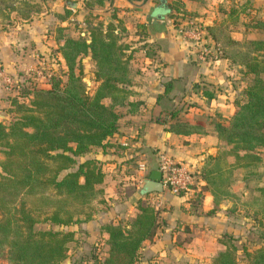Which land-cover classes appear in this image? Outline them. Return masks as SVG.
<instances>
[{
	"label": "trees",
	"instance_id": "trees-1",
	"mask_svg": "<svg viewBox=\"0 0 264 264\" xmlns=\"http://www.w3.org/2000/svg\"><path fill=\"white\" fill-rule=\"evenodd\" d=\"M95 1L103 2L84 3L90 8ZM11 2V9L24 17L41 6L39 0ZM169 6L179 10L180 3L174 1ZM241 6L232 7L227 18L206 25L220 48V56L244 64L251 76L234 113L227 121L214 123L220 140L217 154L207 155L203 165L193 169L195 180L189 188L194 190L202 178L207 185L202 189L209 187L216 203L229 194L234 169L246 168V173L252 174L264 149V38L231 37ZM85 20V35H67L46 54L65 65L60 67L61 73L53 70L45 85L13 95V116L0 120V254H6L8 264H58L67 254L74 231L37 230L34 224L44 220L58 225L87 221L107 201L102 161L95 156L77 162L76 156L93 147L114 144L109 139L118 128V107L128 105L133 109L136 102L130 99L132 74L130 54L125 53L128 45L121 41L125 31L122 19L112 14L111 19L104 20L90 10ZM253 25L264 28V21L259 19ZM86 54L94 62V79L98 80L93 93L82 81V59ZM169 129L190 132L199 127L176 122ZM229 156L233 161H228ZM187 190L178 195L188 196L195 204L198 200L194 201ZM253 200L258 206L256 213L262 214L257 221L264 226V185L257 187ZM135 209L128 221L112 220L100 225L106 254L102 260L86 264L135 263L144 241L151 240L160 225L159 209L154 205L140 198ZM221 235L223 247L211 255V264H241L232 243L234 235ZM246 253L250 255L246 264H264V244Z\"/></svg>",
	"mask_w": 264,
	"mask_h": 264
},
{
	"label": "crops",
	"instance_id": "crops-1",
	"mask_svg": "<svg viewBox=\"0 0 264 264\" xmlns=\"http://www.w3.org/2000/svg\"><path fill=\"white\" fill-rule=\"evenodd\" d=\"M39 1L38 10L27 17L19 16L20 35H16L18 44L25 35L31 37L30 43L39 48V54H45L43 50L46 49L53 51L67 35H85V16L90 10L104 20L111 19L112 14L122 19L125 31L121 41L128 45L126 50L130 54V99L136 105L133 109L128 105L118 107V128L109 139L114 144L99 147L96 153L105 172L104 196L110 206L107 209L113 219H119L132 213L138 199L153 196L156 208H161L163 215L154 237L145 240L140 249L161 253L170 247L188 251L187 256L193 254L203 262V255L209 259L223 247L218 231L220 226L230 225L228 216L234 214L235 218L241 215L247 218L250 213L248 206L243 204L246 202L244 198L247 195L254 197L257 187L264 185V149L260 152L261 161L253 168L257 173L248 174L246 168H235L229 194L222 195L217 203L209 187L202 189L207 186L202 178L193 190L200 192V199L195 204L188 200V196L164 187L161 191L143 194L142 186L150 172L157 169L160 149L187 162L192 169L202 166L207 155L217 154L220 140L214 123L227 121L234 113L236 101L244 96V88L251 76L245 72L244 64L226 57L220 56L213 64L199 62L196 50L179 32L180 20L193 12L195 19L209 25L227 18L230 9H240L238 4L242 3L232 0H166L169 4L180 3L179 10L170 6L166 10L159 0H103L93 2L90 8L85 6V0ZM158 13H164V25L161 29H152L150 21ZM71 20L77 23L74 25ZM244 20L241 22L238 18V23L233 25L232 38H264L262 26H252L247 19ZM5 37V33H0V61L12 62L23 58V54L28 56V50L19 53L6 47ZM208 40L214 43L210 34ZM60 65L65 68L63 63ZM176 122H187L199 129L190 132L169 129ZM124 140L129 142L128 146L119 144ZM228 161L233 158L229 156ZM139 163H144V168H139ZM254 182L256 186L253 187ZM234 225L233 222L232 227Z\"/></svg>",
	"mask_w": 264,
	"mask_h": 264
},
{
	"label": "rangeland",
	"instance_id": "rangeland-1",
	"mask_svg": "<svg viewBox=\"0 0 264 264\" xmlns=\"http://www.w3.org/2000/svg\"><path fill=\"white\" fill-rule=\"evenodd\" d=\"M11 1L12 0L0 2V33L3 32L6 35L5 38H7V42L4 44L6 45V47H10L13 52L19 53L28 50V56L25 57V54H23L21 56L23 58H18V60H13L12 62H9L8 60L7 62L0 61V68H2L0 69V109L6 110L9 114L8 117L0 116V120H9L13 116V112H11L12 108L10 100L13 95L16 96L17 93H22L25 91L28 92L33 87L45 85L50 80L53 70L56 72V74H59L62 71L60 68V64L54 62L53 59H49L48 57H46V54H49L52 51L46 49L43 50L45 51V54H39L37 52L40 51L39 48L31 45L30 43V41L33 40L31 37L25 35V39L23 38L22 42L18 44L19 39H17L18 37L16 35H20V29L17 25L19 21H21V18L19 17L20 14L14 12L16 9H11ZM232 1L242 3L238 4L240 6L243 5L241 6V15L239 16V21L242 22L245 21L244 19H247L246 22L252 23L253 26V24L256 23V21H258L259 19H264V0H242V2L240 0ZM25 9L28 10L29 7H25ZM191 13L186 17L188 19H182L180 20V23L182 22L183 24L187 20H198L195 19L194 13ZM71 21L74 25L77 23L76 20ZM122 36H124V32L121 34V38ZM125 51V53H128L127 50ZM37 57H45V59H39L46 60L43 66L42 64L41 66L39 65L40 61L37 60ZM82 63V81L85 85V88L90 93H93L94 89L98 85V80L94 79L93 74L95 68L94 62L91 59L90 55L86 54L83 56ZM37 70H40L41 73H39ZM4 77H9L12 82L7 85ZM25 96L26 97L23 98L26 100L28 98V95ZM116 149H118V146ZM98 150L99 147H93L90 151L76 156L77 162L87 157H95ZM1 158L2 149L0 147V159ZM256 182L252 184L253 187L256 186ZM187 192L189 193V195L191 194V198L194 199V201L200 199L199 195L197 196L195 192L192 194L193 187L189 188ZM244 199L246 202H244L243 204L248 206L247 208L251 210L250 213H247V218H242V215L238 218L233 217L234 214L229 215L228 219H230V225H222L220 226L221 230L218 231L220 234H222L223 232L232 231L231 233L234 235L232 243L236 247L235 253L237 260L241 264H246L249 260L250 255L246 253L247 251L251 252L258 246L264 244V226L257 221V218H260L262 214L256 213V209H258V206L254 202L251 195H247ZM142 200L144 203H150L154 205L152 203L154 202L153 196H145ZM109 207L110 206L106 201L105 205L102 204L99 207V210L101 209L105 213L98 210L94 213L92 218L87 221L77 222L71 225H58L44 220L36 222L34 224V228L37 230L53 228L74 231V238L67 243V254L58 264H86L97 259L102 260L106 254V245L104 244V238L100 231V224L112 220H121V222L128 221L136 210L133 209L132 213H129L126 216L123 215L119 219H113L111 217L112 214H110L107 209ZM158 209L161 217L163 215L162 209ZM249 209H246V211H248ZM233 222L236 225L232 227ZM196 232L197 231H194V233ZM223 235L221 236L223 237ZM221 236H219V238H221ZM186 237L188 236L186 235ZM223 238H226V236L224 235ZM186 252L188 251L183 252L182 250L180 251V249L173 250L170 247H168L165 252L161 253H158V250H151V252H147L146 250L140 249L134 264H211V256L209 257V259H207L205 258V256L207 257V255H203V262L202 260L200 261L197 256H193V254L187 256ZM0 264H8L7 256L4 252L0 254Z\"/></svg>",
	"mask_w": 264,
	"mask_h": 264
},
{
	"label": "built area",
	"instance_id": "built-area-1",
	"mask_svg": "<svg viewBox=\"0 0 264 264\" xmlns=\"http://www.w3.org/2000/svg\"><path fill=\"white\" fill-rule=\"evenodd\" d=\"M185 19H188L185 17ZM179 32L183 39L196 50V58L199 62L204 64H213L220 57V48L214 42L208 40L209 33L206 25L200 20H187L179 27ZM44 59V58H42ZM46 60H40V66ZM41 73L40 70H37ZM6 84L9 85L12 80L9 77H4ZM122 144L128 145L127 140L122 141ZM144 163H139V168H144ZM157 169L161 171L162 187L169 189L173 193H179L189 189L194 182L193 169L190 165L183 161L176 159L169 152L160 149L157 153ZM147 194V193H146ZM154 206H157L152 202Z\"/></svg>",
	"mask_w": 264,
	"mask_h": 264
},
{
	"label": "water",
	"instance_id": "water-1",
	"mask_svg": "<svg viewBox=\"0 0 264 264\" xmlns=\"http://www.w3.org/2000/svg\"><path fill=\"white\" fill-rule=\"evenodd\" d=\"M160 4L164 7H167L166 0H159ZM164 13H158L156 14V18L152 19L150 21V25L152 29H161L164 25L163 18ZM161 24L160 26L156 24ZM8 112L6 110H0V116L1 117H8ZM161 179V171L159 169H153L149 176L144 179L143 186H142V193L146 194L150 191H161L162 183L160 181Z\"/></svg>",
	"mask_w": 264,
	"mask_h": 264
},
{
	"label": "flooded vegetation",
	"instance_id": "flooded-vegetation-1",
	"mask_svg": "<svg viewBox=\"0 0 264 264\" xmlns=\"http://www.w3.org/2000/svg\"><path fill=\"white\" fill-rule=\"evenodd\" d=\"M166 8V10H167V8H168V3H167V7H165Z\"/></svg>",
	"mask_w": 264,
	"mask_h": 264
}]
</instances>
